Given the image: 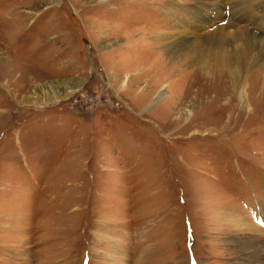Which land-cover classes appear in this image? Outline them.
I'll list each match as a JSON object with an SVG mask.
<instances>
[{
  "label": "rangeland",
  "instance_id": "1",
  "mask_svg": "<svg viewBox=\"0 0 264 264\" xmlns=\"http://www.w3.org/2000/svg\"><path fill=\"white\" fill-rule=\"evenodd\" d=\"M191 6L0 0V264H264V83L170 59Z\"/></svg>",
  "mask_w": 264,
  "mask_h": 264
},
{
  "label": "bare ground",
  "instance_id": "2",
  "mask_svg": "<svg viewBox=\"0 0 264 264\" xmlns=\"http://www.w3.org/2000/svg\"><path fill=\"white\" fill-rule=\"evenodd\" d=\"M235 2L238 4L233 5ZM227 5L232 10L228 15ZM242 6L249 12H239ZM183 9L181 7L172 12L178 30L177 42L175 46L167 47V55L172 61L183 60L199 65L197 75L211 79L204 80L208 88L225 89L229 86L246 104L242 79L248 70L258 66L260 72L256 74L264 83V0H192L190 10L182 13ZM236 230L234 238L238 243L247 245L249 241H254L264 248V229L239 222ZM242 232L248 235L242 238L239 235ZM249 233L254 238H250ZM243 249L241 246L237 251L242 253ZM248 255L256 256L254 253Z\"/></svg>",
  "mask_w": 264,
  "mask_h": 264
}]
</instances>
